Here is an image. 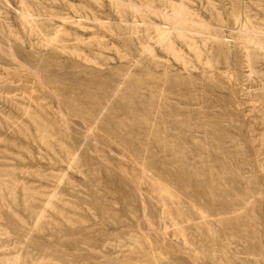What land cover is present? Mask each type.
I'll list each match as a JSON object with an SVG mask.
<instances>
[{
    "label": "rangeland",
    "instance_id": "obj_1",
    "mask_svg": "<svg viewBox=\"0 0 264 264\" xmlns=\"http://www.w3.org/2000/svg\"><path fill=\"white\" fill-rule=\"evenodd\" d=\"M0 264H264V0H0Z\"/></svg>",
    "mask_w": 264,
    "mask_h": 264
},
{
    "label": "bare ground",
    "instance_id": "obj_2",
    "mask_svg": "<svg viewBox=\"0 0 264 264\" xmlns=\"http://www.w3.org/2000/svg\"><path fill=\"white\" fill-rule=\"evenodd\" d=\"M175 14H176V13H175ZM173 16H174V15H173ZM175 17H176V19H177V18H180L178 15H177V16L175 15ZM183 19H184V18H183ZM174 20H175V19H174Z\"/></svg>",
    "mask_w": 264,
    "mask_h": 264
}]
</instances>
